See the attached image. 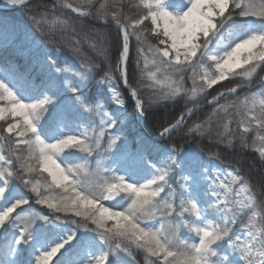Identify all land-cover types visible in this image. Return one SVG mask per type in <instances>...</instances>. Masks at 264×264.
<instances>
[{
  "label": "snow or ice",
  "instance_id": "snow-or-ice-1",
  "mask_svg": "<svg viewBox=\"0 0 264 264\" xmlns=\"http://www.w3.org/2000/svg\"><path fill=\"white\" fill-rule=\"evenodd\" d=\"M0 6V264H264V0Z\"/></svg>",
  "mask_w": 264,
  "mask_h": 264
},
{
  "label": "trees",
  "instance_id": "trees-1",
  "mask_svg": "<svg viewBox=\"0 0 264 264\" xmlns=\"http://www.w3.org/2000/svg\"><path fill=\"white\" fill-rule=\"evenodd\" d=\"M41 2H46V3H51L52 0H33V3H41ZM0 18L6 22V23H10L11 25H18V26H23L26 27L28 26L31 21L24 16L21 12H12V11H0ZM174 111L173 108H168V109H162L160 111L157 112V115H165L168 118H171V113ZM152 127V121L151 118L149 119L148 122V130L151 131Z\"/></svg>",
  "mask_w": 264,
  "mask_h": 264
},
{
  "label": "rangeland",
  "instance_id": "rangeland-1",
  "mask_svg": "<svg viewBox=\"0 0 264 264\" xmlns=\"http://www.w3.org/2000/svg\"><path fill=\"white\" fill-rule=\"evenodd\" d=\"M0 22H4V21L0 18ZM7 25H8L9 27L13 26V25H11L10 23H7ZM17 26H18V25H17Z\"/></svg>",
  "mask_w": 264,
  "mask_h": 264
},
{
  "label": "water",
  "instance_id": "water-1",
  "mask_svg": "<svg viewBox=\"0 0 264 264\" xmlns=\"http://www.w3.org/2000/svg\"><path fill=\"white\" fill-rule=\"evenodd\" d=\"M0 10H5V8H3L2 6H0Z\"/></svg>",
  "mask_w": 264,
  "mask_h": 264
}]
</instances>
